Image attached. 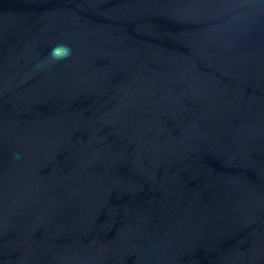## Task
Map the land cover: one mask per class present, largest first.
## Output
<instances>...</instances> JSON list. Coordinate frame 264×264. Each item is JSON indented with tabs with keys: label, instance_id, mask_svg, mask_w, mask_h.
Instances as JSON below:
<instances>
[{
	"label": "water",
	"instance_id": "1",
	"mask_svg": "<svg viewBox=\"0 0 264 264\" xmlns=\"http://www.w3.org/2000/svg\"><path fill=\"white\" fill-rule=\"evenodd\" d=\"M0 264H264V0H0Z\"/></svg>",
	"mask_w": 264,
	"mask_h": 264
},
{
	"label": "clouds",
	"instance_id": "2",
	"mask_svg": "<svg viewBox=\"0 0 264 264\" xmlns=\"http://www.w3.org/2000/svg\"><path fill=\"white\" fill-rule=\"evenodd\" d=\"M72 55V49L63 43L55 45L46 58L49 63H56L68 59Z\"/></svg>",
	"mask_w": 264,
	"mask_h": 264
}]
</instances>
